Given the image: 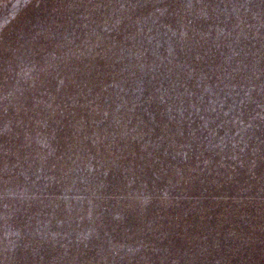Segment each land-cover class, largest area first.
<instances>
[{"label": "rangeland", "instance_id": "obj_1", "mask_svg": "<svg viewBox=\"0 0 264 264\" xmlns=\"http://www.w3.org/2000/svg\"><path fill=\"white\" fill-rule=\"evenodd\" d=\"M0 264H264V0H0Z\"/></svg>", "mask_w": 264, "mask_h": 264}]
</instances>
